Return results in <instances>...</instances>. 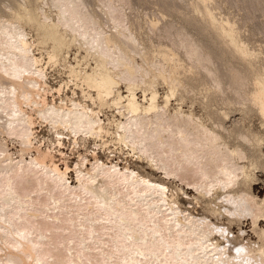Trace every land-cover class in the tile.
Instances as JSON below:
<instances>
[{"label":"bare ground","instance_id":"bare-ground-1","mask_svg":"<svg viewBox=\"0 0 264 264\" xmlns=\"http://www.w3.org/2000/svg\"><path fill=\"white\" fill-rule=\"evenodd\" d=\"M178 1L143 22L133 0H0V264H264L263 51L216 0ZM223 1L264 36V0ZM203 198L257 239L194 215Z\"/></svg>","mask_w":264,"mask_h":264},{"label":"rangeland","instance_id":"rangeland-1","mask_svg":"<svg viewBox=\"0 0 264 264\" xmlns=\"http://www.w3.org/2000/svg\"><path fill=\"white\" fill-rule=\"evenodd\" d=\"M135 0H133V6L135 7H133L134 9H132V10H130V12H133V10H134V12L136 13V14H138V16L140 17V18H137L138 16L137 15H135L134 13H130V16L132 17V16H134L133 18L135 19H139L138 21H145V20H149L150 18L151 19H153L154 17H156V16H161L162 15V18L164 17L165 18V16H166V18H168V16L169 15H171V16H169V18L171 19V18H173L174 20H177L174 16H175V14L173 13V15H172V13H166L165 11H164V14L161 12V11H163V10H159V8H158V4H156V2L157 1H159V0H145L144 2L145 3H143V1H138V0H136L137 2H134ZM176 1V3H177V0H175ZM131 2V1H130ZM143 3V4H141V3ZM170 2V1H169ZM178 2H180L181 3V5L180 6H183V2H181L180 0L178 1ZM188 1H186V3H187ZM219 2H222V3H218ZM224 1L222 0H216L215 1V3L217 4V7H216V4L214 3V1H213V5H215V8L213 9V10H211L214 14L213 15H215V17H217V18H229L230 20H231V22H234L233 24L236 26V27H238L237 29H238V32L239 31H241V32H239L238 34H239V37H240V39L243 41V42H245L244 44L246 45V44H248L247 46L249 47V49H250V47L252 48L251 50H256V51H258V50H262L263 51V54H262V56H263V59H262V63H263V65H264V36L262 35V34H260L258 31H256L255 29L254 30H252V32H251V29H253V27H252V23L251 22H249V21H244L243 22V15H242V12H244L243 11V8L240 6V8H239V6H236L235 4L234 5H231L232 3H228L227 1H225L226 2V4L225 3H223ZM180 3H178V4H180ZM139 4V5H138ZM177 5V4H176ZM139 6V7H138ZM234 6V7H233ZM236 6V7H235ZM214 7V6H213ZM233 7V8H232ZM138 8V9H137ZM140 8V9H139ZM158 8V9H157ZM136 9V10H135ZM221 9V10H220ZM241 9V10H240ZM159 10V11H158ZM218 10H220V11H218ZM218 11V12H217ZM149 12H150V14H149ZM156 12V13H155ZM159 12V13H158ZM160 12H161V14H160ZM168 12V11H167ZM146 14V15H145ZM160 14V15H159ZM255 14V18H257V20L258 21H262L263 19H264V16H262V15H260L261 13L260 12H258L257 11V13L255 12L254 13ZM144 15L146 16V17H144ZM151 15V16H150ZM164 15V16H163ZM218 15H220V16H218ZM224 16V17H223ZM143 17H144V19H143ZM148 17H149V19H148ZM242 17V18H241ZM163 18V19H164ZM165 18V19H166ZM259 18V19H258ZM136 20V21H137ZM256 20V19H255ZM71 57H72V55H71ZM58 67V66H57ZM60 71H64V70H60ZM54 72L55 71H52V72H50V77H49V83H51V85H54L55 84V81L58 79V75L61 73L62 75L64 74L63 72H59V74H57L56 72H55V74H54ZM53 73V74H52ZM52 77V78H51ZM54 78V79H53ZM50 79H52V80H50ZM56 79V80H55ZM51 81V82H50ZM53 81V82H52ZM160 85V86H159ZM159 86V87H158ZM155 88H156V91H157V93L158 94H162V92H164L165 91V86L162 84V83H160V82H157L156 84H155ZM136 94H138L137 96L139 97V98H142V95H141V92L140 91H138V90H136ZM187 97H185L184 99H186ZM191 98V97H190ZM186 99V101H185V103L183 104V103H181L180 104V106H181V108L182 109H184V110H186L187 108H190V106H191V109L192 110H194L193 112L196 114V112H197V114L199 115V112L201 113L202 112V114L200 115L201 117L203 116L204 117V114H203V110H201V107H199V104L194 100V101H191V99L192 98H194V97H192L191 99ZM196 99V98H195ZM170 105H175V100L172 98V99H170ZM172 102V103H171ZM191 102H193V105H192V103ZM191 104V105H190ZM107 109V110H106ZM104 111L105 112H107L106 114H110L111 113V110H108V108H105L104 109ZM236 111V110H235ZM232 113V115H230ZM235 113V114H234ZM196 114V115H197ZM230 114L228 115V117L225 119V125H228V128H229V125H230V120H231V118H233V117H235V119H239L238 117H241V115H240V113L239 112H233V111H231L230 112ZM102 117V116H101ZM237 117V118H236ZM206 118H204V120H205ZM36 120H38V119H36ZM207 121V120H206ZM245 121V122H244ZM244 121H242L243 122V124L245 123L246 124V127H248L249 128V126H251L252 127V129L251 130H256V129H258V131H261L262 130V128L260 127V123H259V120H258V118L256 117V116H254V115H245V119H244ZM229 123V124H228ZM244 124V125H245ZM37 126V130L38 131H40V132H38L39 133V138H47V137H51V133H50V131L47 129V127H46V125L44 124V122H41V127L39 126V125H36ZM260 128V129H259ZM46 130V131H45ZM49 132V133H48ZM47 133V134H46ZM262 133H264L263 132V130L261 131V134ZM40 135H41V137H40ZM263 135V134H262ZM44 136V137H43ZM263 138H264V135H263ZM263 141V143L261 142V144H260V146H261V148H260V150H262V152L264 153V140H262ZM7 142H8V144H7ZM5 143H6V146L7 147H9V148H7L8 149V151L9 152H12L13 153V155H15V151L18 149V144H17V142L16 141H14V139H7L6 141H5ZM89 145V147H93L92 145H91V142L90 143H88ZM117 146V147H116ZM116 146H115V144H114V153H113V156H114V154H115V152H116V154L118 153V157L120 158H118L119 159V161H120V165H122L123 163H121V160L123 161L125 158L127 159H129V158H131V156H130V151L129 150H127L126 148H124L123 146V148L121 147V149H122V151L121 150H119V149H117V148H120V146H119V144H116ZM113 147V146H112ZM10 149V150H9ZM117 149V150H116ZM124 149V150H123ZM95 150H97L98 151V148H96ZM118 150L120 151V152H118ZM124 151V152H123ZM128 151V152H127ZM125 152H126V155H125ZM120 153V154H119ZM122 153V154H121ZM98 154L102 157V154L100 153V152H98ZM122 156V157H120V156ZM125 155V156H124ZM128 155V156H127ZM115 157L117 158V155H115L114 157H112V159H114V160H116L115 159ZM124 157V159H122ZM133 158V157H132ZM127 159V160H128ZM118 161V162H119ZM140 164V163H139ZM147 170V169H146ZM257 171L258 172H256V170H255V177L257 178L255 181H253V184H251V192L254 194V195H256V196H262V195H264V184H263V181H264V172H263V170L261 169V170H258L257 169ZM70 176H72V173L71 174H69ZM159 174H157V176H158ZM259 178V179H258ZM179 184V183H178ZM189 193H191V191H189ZM219 196H220V194H218ZM218 201V200H217ZM206 203L207 202V199L206 198H203L202 200H201V202H200V204H201V207H202V205H203V203ZM204 203V204H205ZM212 204H210L211 205V207L212 208H215V207H219L220 208V206H218V204H217V202H216V199L215 200H212V202H211ZM215 205H214V204ZM200 204L198 205V208L200 207ZM213 205L215 206V207H213ZM199 208L200 210H202V211H200V213H199V211H198V208L197 207H195V211H196V213H194V215H196V216H204L207 220H209L210 222V224L212 223V225H213V227L214 226H216L215 228H217V229H221V228H223V229H225V230H227V234H225V235H228L229 234V232H230V236L228 235V238L230 239V237H233V238H235V237H237V233L239 232V234L240 233H242V235L240 234V235H238L239 237V239H242V241H245V240H248V239H245V238H250L248 241H251V242H254L256 239H257V237L254 235V232L251 230V225H250V219H247V218H249L248 216H242V217H240L241 219H239V222H238V224L240 223V225H237V223L234 221V223H233V221H231L230 222V219H228V217H226V215L224 216V214H223V216H221L220 217V215H222V213L221 212H218L219 210L216 208V212L214 213V214H207L208 212L207 211H205V212H207V213H204V211L203 210H205L207 207L205 206V205H203V209L202 208ZM206 207V208H205ZM197 209V210H196ZM202 212V213H201ZM218 214H220L218 217H219V222H217L216 221V219L218 218L216 215ZM210 215H214V217H215V219L211 216V217H209ZM247 217V218H246ZM213 219H214V221H213ZM228 219V220H227ZM228 222H227V221ZM217 222V223H216ZM221 222V223H220ZM227 222V223H226ZM223 223V224H222ZM233 223V224H232ZM259 224V225H258ZM224 225V226H223ZM257 225L259 226V227H264V221H262V220H257ZM220 226H222V227H220ZM239 226V227H238ZM218 227H220V228H218ZM229 227H230V230H229ZM228 228V229H227ZM239 230V231H238ZM215 232V231H214ZM213 232V234H214V238H217L218 240H221L220 242H221V244H225V242H223V240L224 239H222V237H221V239H220V235H219V233H214ZM216 234H218L219 235V237H218V235H216ZM234 235V236H233ZM236 235V236H235ZM243 235H244V237H243ZM245 239V240H244ZM226 246H229L230 247V245H226ZM16 264H24V263H20V262H18V263H16Z\"/></svg>","mask_w":264,"mask_h":264}]
</instances>
